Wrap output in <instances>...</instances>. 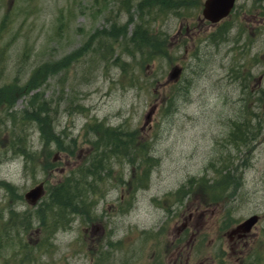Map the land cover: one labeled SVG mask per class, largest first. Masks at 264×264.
<instances>
[{
    "label": "rangeland",
    "instance_id": "374dc122",
    "mask_svg": "<svg viewBox=\"0 0 264 264\" xmlns=\"http://www.w3.org/2000/svg\"><path fill=\"white\" fill-rule=\"evenodd\" d=\"M141 1L0 0V264H173L183 225L188 264H229V232L255 214L261 252L247 264H264V124L240 152L229 139L264 120V0H238L214 37L200 8L153 19ZM139 24L158 47L146 61L126 46ZM99 123L146 146L141 169L106 154ZM93 151L109 159L87 174ZM231 162L235 184L210 203L202 189ZM39 184L34 207L24 195ZM64 189L83 197L53 206ZM26 211L27 230H3Z\"/></svg>",
    "mask_w": 264,
    "mask_h": 264
},
{
    "label": "trees",
    "instance_id": "16d2710c",
    "mask_svg": "<svg viewBox=\"0 0 264 264\" xmlns=\"http://www.w3.org/2000/svg\"><path fill=\"white\" fill-rule=\"evenodd\" d=\"M139 3H149L145 6V8H143L142 5H139V10L141 12L145 11L146 12V17L147 16H154L153 19H156V17L159 14H173V15H180L182 10H185V12L189 13L192 9L194 8H200L201 4H198L197 7V3H200V0H142ZM154 4H157L158 6H155ZM154 5V6H153ZM183 8V9H182ZM182 9V10H181ZM155 12V13H154ZM223 29V28H222ZM221 30V29H220ZM219 30V31H220ZM217 31L215 35L218 34ZM221 32L220 37L225 33ZM213 36V37H214ZM112 39V35L107 37ZM152 34L150 33V30L146 27L143 26V24H139L131 33L130 37L128 38V41L126 42V46L129 48V46L132 48V54L135 53V55H139L140 58H142L143 61H146L148 58L152 59L154 58V51L151 50V48H158L156 44L153 43V40L151 39ZM217 37V36H216ZM144 49H149V52H145ZM104 58L109 56V53L107 52L105 55H103ZM7 109L11 108V105H7ZM37 111H32L30 113H27V115H36ZM43 118H37L36 120L39 122V125L42 123V139L43 141L48 144V137L45 134L44 129L46 127L51 128L52 124H51V119L45 117V116H41ZM47 120V122H46ZM32 121V120H31ZM35 122V121H34ZM258 124L256 125H250L249 123H239V124H235L232 127V131L229 134V139L230 142H233L234 144H236L238 146V150L237 152L241 151L243 148H246L248 146H250V143L252 141V136L254 134V132H252L253 130L256 131L258 129H260L263 124H264V120L263 121H257ZM100 130L102 131L103 134V138L105 143H111L113 145V147L110 146V144L107 146L108 148H105V152L106 154L109 155H118L121 153H123L125 156L129 157L130 160L132 161V165L135 166L136 170H139L142 168V162H144L145 160H142L141 158H144V156H147V151L146 150V146L144 144H141V148L139 147L137 149V151H132L134 149H131L128 146V141L127 140H123L125 137L122 136V132H116V131H112V128L105 126L103 123H99L98 126ZM136 133H132L131 136L134 137ZM56 143H60L58 138H55ZM30 159L33 158V156L31 155L29 157ZM138 158L141 159L142 161H137L136 164H134L135 160ZM231 158V157H230ZM88 159V158H87ZM107 159H109V157L103 155L101 156L98 152H94L93 151V155L90 156L89 158V171H87V174H97L98 170L101 169L102 167V162L105 160L107 161ZM149 161L148 162H152L151 158L148 157ZM232 159V158H231ZM230 159V160H231ZM86 161V160H85ZM93 169V170H92ZM234 166H233V162H231V164H229V168L224 167L223 169H221L220 171V176L222 175L223 180H219L217 182H213L210 181L209 186H207L206 188L202 189L204 190L203 193L206 194V196L208 198H210V200H214L217 197V194L220 195V198H222V192H220L223 186H225L224 191L228 190L229 187V193L231 188L233 187L234 183V179H233V173H234ZM147 175V173H146ZM148 177V176H146ZM141 180V179H140ZM73 185L74 187H78L81 183L78 180H71L68 181V184ZM137 184L139 185L140 182H137ZM189 185H187L188 187L193 186L196 187L198 184L197 183H188ZM81 188L83 189V185L81 184ZM182 191V190H181ZM180 191V192H181ZM57 192V191H56ZM58 192H60V190H58ZM63 193H61V195L57 194L54 195V199H52L51 203L54 206V204L58 207H66L67 204L71 205L72 200H70V198L75 194L78 193V195H74V201L78 202L81 200V198L83 197V191L80 194V192H77V190H68V189H64L62 191ZM179 192V191H178ZM220 201V199L218 200ZM217 201V202H218ZM214 203V202H212ZM73 204V203H72ZM76 208V207H73ZM28 217L31 219L28 211H26L25 213L21 214H15L14 215V224L9 225L7 227H5L3 230L8 229L9 227H14V228H23L24 230H27V224L26 221L24 219V217ZM48 229V226H45V230ZM4 235L0 236V239H3ZM10 243H6V245H9Z\"/></svg>",
    "mask_w": 264,
    "mask_h": 264
},
{
    "label": "flooded vegetation",
    "instance_id": "af4514ba",
    "mask_svg": "<svg viewBox=\"0 0 264 264\" xmlns=\"http://www.w3.org/2000/svg\"><path fill=\"white\" fill-rule=\"evenodd\" d=\"M87 178H90V180L98 181L99 177L95 176H89ZM115 183V182H113ZM132 183V182H131ZM136 184V183H135ZM131 188H134V185H131ZM86 227H84L85 230H88L90 224H94L92 219L86 220ZM183 229H186V225H183ZM184 230H180L181 232ZM181 234V233H180ZM179 234V236H180ZM250 235L243 236L240 233H235L233 235L229 234V264H247L246 259L253 254L254 256L256 254H260L261 250L260 248V242H250L249 241ZM184 240L181 238H175L172 240V245L175 247L176 251L173 252V254L176 256L175 261L173 264H188V258L184 260L183 254L185 253L184 249L191 248L189 247L188 243L183 246ZM182 246V247H181ZM193 250V248H191ZM225 256V254H223ZM183 259L184 262L181 261ZM150 262L152 261V258ZM133 264V263H132ZM152 264H159V263H152Z\"/></svg>",
    "mask_w": 264,
    "mask_h": 264
},
{
    "label": "water",
    "instance_id": "95a60500",
    "mask_svg": "<svg viewBox=\"0 0 264 264\" xmlns=\"http://www.w3.org/2000/svg\"><path fill=\"white\" fill-rule=\"evenodd\" d=\"M235 1L236 0H205L202 15L212 24H216L229 15ZM177 76L178 71L175 70L171 78L176 79ZM42 194L43 186L39 185L26 193L25 198L28 202L34 204L39 200ZM257 219L256 216L249 218L238 227V231H242L243 233L249 232L252 226L257 222Z\"/></svg>",
    "mask_w": 264,
    "mask_h": 264
}]
</instances>
